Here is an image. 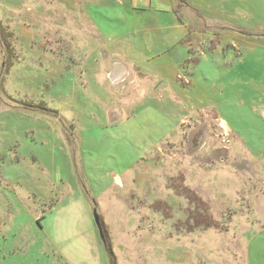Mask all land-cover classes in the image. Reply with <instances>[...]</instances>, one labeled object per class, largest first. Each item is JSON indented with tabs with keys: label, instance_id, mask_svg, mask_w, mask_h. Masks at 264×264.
Masks as SVG:
<instances>
[{
	"label": "rangeland",
	"instance_id": "374dc122",
	"mask_svg": "<svg viewBox=\"0 0 264 264\" xmlns=\"http://www.w3.org/2000/svg\"><path fill=\"white\" fill-rule=\"evenodd\" d=\"M69 2L0 0V264H108L94 211L116 264H264V4L174 65Z\"/></svg>",
	"mask_w": 264,
	"mask_h": 264
},
{
	"label": "crops",
	"instance_id": "0c3cea01",
	"mask_svg": "<svg viewBox=\"0 0 264 264\" xmlns=\"http://www.w3.org/2000/svg\"><path fill=\"white\" fill-rule=\"evenodd\" d=\"M69 1L70 9L73 11H75L74 9L82 10L100 37L107 41L127 42L128 48L135 50L142 58H160L176 44L181 45L180 49L173 53L176 64L169 63L172 66L181 64L184 58L191 56V43L195 41L192 40V37H198L201 29L206 32L209 31L208 29L220 30L225 37L226 33L236 31L239 33L249 29L251 25L247 21V13L251 10L248 6L249 0H185L186 5L179 7L178 15L181 20L174 12L178 5L177 0H93L95 1L93 4L90 0H83V5L80 0ZM256 1H258V6L264 4V0ZM81 7L82 9H80ZM95 8L98 9V12L95 11ZM140 13L141 20H139ZM96 15H98V19ZM129 16L134 20L128 21ZM99 17L128 24L130 25L129 29L122 30L117 25V33L103 35L101 34L103 31L99 30V27L105 25L102 24ZM140 23H142L141 29L139 28ZM163 33L169 35L170 43L166 44L162 39ZM145 40H151L155 45L152 48L146 47ZM218 50L219 47L215 51ZM201 53L199 55L203 57L204 53ZM137 66L136 62H131L129 67L120 64L109 69L111 74L115 73L119 77L120 75L124 76L127 73L126 70L138 68ZM262 116L264 117V110ZM118 183L121 184L119 181ZM60 207L62 204L57 206V210ZM70 264H74V262Z\"/></svg>",
	"mask_w": 264,
	"mask_h": 264
},
{
	"label": "trees",
	"instance_id": "16d2710c",
	"mask_svg": "<svg viewBox=\"0 0 264 264\" xmlns=\"http://www.w3.org/2000/svg\"><path fill=\"white\" fill-rule=\"evenodd\" d=\"M177 2H178L177 3L178 5L174 9V12L177 15L178 19L181 20V17L178 15L179 14V7H181L183 5H186V1L185 0H177ZM0 27H1V24H0ZM0 39H1V28H0ZM2 65L4 66V72L7 73L9 71V67L11 66V63L10 64H6L5 62H3ZM210 226H212V224ZM102 238H103V242H104L105 252L107 254L108 264H116L115 258L112 255V253H111V251L109 249V245H108V243L106 241V237L104 235V232H102ZM104 239H105V241H104Z\"/></svg>",
	"mask_w": 264,
	"mask_h": 264
},
{
	"label": "water",
	"instance_id": "95a60500",
	"mask_svg": "<svg viewBox=\"0 0 264 264\" xmlns=\"http://www.w3.org/2000/svg\"><path fill=\"white\" fill-rule=\"evenodd\" d=\"M94 221H95V224H96L98 231L100 232V237L102 238L101 224H100L99 216L97 215V213L95 211H94Z\"/></svg>",
	"mask_w": 264,
	"mask_h": 264
}]
</instances>
